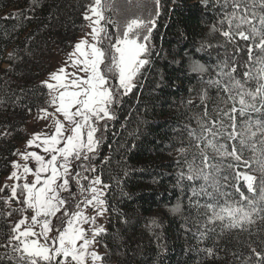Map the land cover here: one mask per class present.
Wrapping results in <instances>:
<instances>
[{"label": "trees", "instance_id": "16d2710c", "mask_svg": "<svg viewBox=\"0 0 264 264\" xmlns=\"http://www.w3.org/2000/svg\"><path fill=\"white\" fill-rule=\"evenodd\" d=\"M91 3L0 0V188L18 157L14 153L27 138L30 121L50 105L43 78L51 72L55 55L71 50L86 31L83 13ZM213 3L160 0V14L148 42L150 63L136 77L133 91L116 105L115 119L107 122L100 136L94 163L108 185L107 235L99 243L105 264H256L252 249L264 254V220L259 216L245 229H228L217 222L215 231L200 239L206 209L192 206L189 197L192 187L199 189L205 182L178 183L189 164L210 172L189 130L199 133L198 120L215 119L214 108L231 107L223 103L227 99L223 91L211 83L220 78L217 74L226 57L231 61L232 50L218 31H212L222 18V8H213ZM247 59L245 51L241 62ZM200 65L202 71L194 70ZM244 70L238 67V78L243 79ZM249 86L255 88V82ZM252 118L264 120L256 113ZM181 147L186 149L183 154ZM207 155L209 164L219 159L211 150ZM208 185L207 191L212 192L211 176ZM242 190L246 196L260 194L257 188L253 193ZM8 196L9 188L0 192V245L7 243L11 228L21 218L16 212L7 215L19 208L15 201L4 204ZM233 196L239 198L234 192ZM199 202L212 201L201 196ZM176 206L180 211L173 210ZM204 249H213L214 255L209 257Z\"/></svg>", "mask_w": 264, "mask_h": 264}, {"label": "snow or ice", "instance_id": "6c2138e0", "mask_svg": "<svg viewBox=\"0 0 264 264\" xmlns=\"http://www.w3.org/2000/svg\"><path fill=\"white\" fill-rule=\"evenodd\" d=\"M154 2L158 17L160 0ZM218 5L222 18L218 20L219 28L213 25L212 31H218L232 45V50L228 52L231 61L226 57L217 74L220 78L211 83L223 91L227 97L223 103L226 107L230 103L231 107L214 108L215 119L198 120L200 132L194 129L188 132L210 172L189 164L187 174L181 172L178 177V183L185 179L205 182L199 189L192 187L189 197L192 206L206 209L205 231L200 233V239L214 232L217 222L224 228L245 229L255 223L256 216L264 220V215H260L264 209L257 206V199L264 201V150L254 154L251 161L243 158L246 149L257 151L254 141L257 132L264 134V120L256 119L253 124L252 118L253 113L264 116V0H223L222 5L220 0H214L213 8ZM229 5L231 11H227ZM106 11H112L107 0H93L86 6L83 19L88 22L90 32L74 44L64 64L42 82L48 89L49 103L62 115L63 122L56 119L51 135L33 134L27 141V148L40 149L43 154L34 150L14 153L23 163L12 162L13 171L8 179L15 183L3 202L10 205L15 201L23 207L7 213L8 216L19 213L21 218L11 228L7 243L0 245L4 248L0 264H105L104 256L95 250L107 235L97 217L108 210L105 198L108 185L100 175H92L97 171L94 161L102 139L97 133L101 127L107 128V121L115 119L116 105L133 91L136 77L150 63L148 42L156 27L151 15L133 18L121 26L106 17ZM108 25L115 28V33L109 32ZM87 37H91V42ZM245 51L248 59L241 62ZM238 67L245 69L243 79L236 75ZM194 70L202 71L203 66ZM250 82H255V88L249 86ZM206 99L205 92L202 103ZM204 116H209L206 104ZM101 121L105 123L101 125ZM260 143L264 144V140ZM207 150L219 158L217 162L208 163ZM179 151L183 154L186 149L181 147ZM30 163H34V168ZM254 171L261 173L258 198L246 196L242 190L256 191ZM29 175L34 179L29 181ZM210 176L212 192L207 191ZM8 187L6 184L0 192ZM201 196L212 202L200 204ZM89 207L95 210V215L85 213L84 209ZM173 210L178 212L180 208L176 206ZM28 211L32 213L30 217L26 215ZM204 251L209 257L214 255L213 249ZM252 252L257 257L256 264H264V254L255 249Z\"/></svg>", "mask_w": 264, "mask_h": 264}, {"label": "rangeland", "instance_id": "374dc122", "mask_svg": "<svg viewBox=\"0 0 264 264\" xmlns=\"http://www.w3.org/2000/svg\"><path fill=\"white\" fill-rule=\"evenodd\" d=\"M107 2L112 5V11H106L105 12L106 17H111L113 20L118 21L121 26H123L126 22L130 21L133 18H148L151 15L153 18L156 19V16H155L156 4H155L154 0H107ZM108 30L110 33H115V28L112 25H108ZM88 32H90V29L87 27L86 31L78 37L76 42H78L82 38H85L86 34ZM87 38L89 39V42H91V37H87ZM73 47L71 50H69L66 53H61V54L55 55V57L53 58V68H52L50 73H52L53 71H56L58 67H60L64 64V62L67 58V54L73 51ZM69 71H71V69H69ZM50 73H48L47 75L44 76L43 81L48 80ZM135 83H136V80H135ZM42 110H46V112H44ZM42 110L36 115V117H34L30 121V124L28 126L27 138L24 141L20 142L19 152H24L26 150H28V151L34 150L40 154H43L40 149L27 148V141L32 137L33 134L46 133V134L51 135L55 130V120L56 119H60L63 122L62 115L55 112V106L50 104L49 107L44 108ZM49 114H51V115H49ZM109 121H111V120H109ZM109 121H107V122H109ZM104 123H105L104 121H101V125H103ZM253 124H254V122H253ZM65 126L68 127L66 122H65ZM103 130H104V128L101 127V131L98 132L97 135L101 136ZM253 130L254 131L256 130L255 125L253 126ZM258 137H260V139H258ZM262 140H264V134H261L258 131L256 137L254 138V141L257 145V151L255 153H253V151L246 149L243 153V158L245 160L251 161L254 154L259 155V152L261 150H264V144L260 143ZM14 161H18L20 163H23V160L21 159V157L19 155ZM30 166H32L34 168V163H30ZM255 167H256V165L253 162L251 165V168L254 170ZM12 171H13V168L11 169L10 173ZM10 173L3 178V183H2L3 186H5L6 184L9 186L8 187L9 191H10V186L13 183H15V181L8 179ZM253 174H255L258 177L256 188L260 190L259 181L261 178V173L254 171ZM92 175H100V174H98L96 172ZM33 179H34V177L29 175L28 180L31 181ZM22 182L23 181H21L20 183H22ZM85 183H87V182H85ZM64 195H67V194H64ZM259 195L256 196V192H255L254 194H250L248 196L251 198H258ZM222 200H223V198L221 199V201ZM263 204H264V201H260L257 199V206L258 207H261ZM18 206L23 207L22 203L18 204ZM84 210H85V213L89 216H93L96 214L95 210H93L91 207L86 208ZM26 215H28L30 217L32 215L31 211H28ZM106 219H107V211L104 213L103 216L97 217V223L99 225H103L106 228ZM53 223L55 224L56 221L54 220ZM84 227L88 228V225H85ZM95 250L99 254H101V251L99 249V244H97L95 246Z\"/></svg>", "mask_w": 264, "mask_h": 264}]
</instances>
